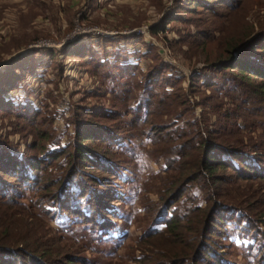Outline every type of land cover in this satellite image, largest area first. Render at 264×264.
Masks as SVG:
<instances>
[{"label":"rangeland","instance_id":"obj_1","mask_svg":"<svg viewBox=\"0 0 264 264\" xmlns=\"http://www.w3.org/2000/svg\"><path fill=\"white\" fill-rule=\"evenodd\" d=\"M185 3L0 0V77L10 81L11 65L15 85L1 96L34 111L24 117L0 110V141L23 155L61 149L72 139L74 113L121 138L110 142L109 130L92 143L117 167L115 174L103 165L92 169L111 194L103 230L50 205L64 157L39 165L46 191L21 186L15 225L45 251L44 264H264V177L242 180L220 169L215 174L223 179L214 185L198 175L187 180L196 139L186 141L197 121L264 159L257 79L219 69L231 44L264 33V0ZM103 58L109 66L101 67ZM213 200L242 211L237 228L214 221L230 207L213 212ZM170 215L176 227L167 233L159 222ZM203 251L219 261H203Z\"/></svg>","mask_w":264,"mask_h":264},{"label":"trees","instance_id":"obj_2","mask_svg":"<svg viewBox=\"0 0 264 264\" xmlns=\"http://www.w3.org/2000/svg\"><path fill=\"white\" fill-rule=\"evenodd\" d=\"M185 1V4L196 3L198 6H209L210 2L218 0ZM151 32H155L154 28H152ZM243 43L244 40H239L237 43L231 44L227 57L219 62V69H233L239 75L236 79L241 81L243 79L256 78L257 82L252 85V91L260 96L258 100L263 104L260 106V110L264 114V33L251 37L245 42L246 44ZM241 44L243 46L237 50L236 48ZM109 64L105 58L101 60V67H107ZM8 66L10 68L8 67L9 69L6 71V78L9 77L8 79L11 81L13 68H11V65ZM149 76L148 81H151L152 85H154L153 81L155 80H152L153 77L149 78ZM4 81L0 77V110L3 112L21 113L24 117L29 116L27 112H34L33 110H28L24 105L15 104L13 101L1 96L3 92H7L15 86L10 81L2 84ZM167 84H170V82L165 85ZM224 90L227 91L229 89L224 88ZM236 99L242 103L247 101L243 96H237ZM21 109L26 111V113L22 112ZM73 116L72 124L74 129L72 139L61 149L58 147V149L52 151H41L43 153L37 155H23L22 152L8 149L6 143L0 141V264H44L42 260L48 259V257H44L45 251L39 249L40 246L33 236L23 233L15 225L18 222L16 220H20L16 219L15 214L17 203H19L21 197H19L21 186L24 189H32L33 191L37 189L39 192L46 191L49 188L46 187L47 185L45 187L39 185L44 172V168L39 166L42 161L52 162L61 156V158L64 157V162H66L64 166L66 172L55 181L57 192L54 190L51 193L53 197L49 200L50 205L54 204L53 208L56 212L73 218L78 217L80 223H86L92 229H104V223L106 222L105 212L108 205L104 202L109 199L111 194L103 193L102 187L104 184L102 182L104 179L92 175V169H99L97 165H103L107 169L103 170V172L111 169L112 172L114 171L111 174H115L117 167L114 169L116 164L106 159L98 149L92 146V143L95 142L96 133L104 135L110 128L107 130L108 128L106 129L100 122L93 119H77L75 113ZM191 125H194L195 129L191 131L192 133L190 132L192 135L190 134V138L186 141L190 142L192 140V146L193 140L196 139L194 141L196 145H193V149L196 151V160L195 167L190 175L191 178H187V180H191L198 175L205 184L214 185L217 181L223 179H219L215 174V171L220 169H229L236 174L238 179L242 180L264 177V159L255 156L256 153H245L233 146L231 143L233 137L228 132L217 126H210L209 128L204 127L205 125L200 126L197 121ZM202 127H204V132L201 131ZM103 128L105 131H103ZM109 132L112 139L110 142L118 143L121 141V138H117V135L113 134L114 131L110 130ZM27 147L32 149L36 147V144L31 143ZM206 195H214V192L209 190ZM217 201L213 200L211 202L213 208L211 207L210 209L213 212L220 209L223 210L222 208L225 210L229 209L230 206L228 205L229 207H227L223 203H221L223 205L221 208L220 203ZM166 207L165 209H167ZM261 211L260 216H264V209ZM227 212L225 211V214L217 213L214 221L222 223L223 226L231 224L237 228L236 225L241 221L242 211H233L230 207ZM215 222L212 223L215 224ZM159 223L164 225L167 233L173 232L176 227L175 217L172 215L163 217ZM207 227L210 228L207 232L213 234L214 230H211L213 225L207 224ZM202 253L203 261L208 262L209 257L219 261V258L215 257L210 251H203Z\"/></svg>","mask_w":264,"mask_h":264}]
</instances>
